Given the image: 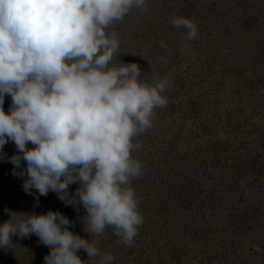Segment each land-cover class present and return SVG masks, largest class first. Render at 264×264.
<instances>
[{"label": "rangeland", "instance_id": "rangeland-1", "mask_svg": "<svg viewBox=\"0 0 264 264\" xmlns=\"http://www.w3.org/2000/svg\"><path fill=\"white\" fill-rule=\"evenodd\" d=\"M177 16L194 21L197 38L188 40L187 30L172 24V18ZM106 32H115L119 39V49L110 66L136 63L141 69L140 82L152 84L154 77L169 81L163 93L167 105L155 109L152 127L133 139L140 146L132 156L144 167L142 175L131 181V187L147 232L138 234L131 247L120 241L112 227L92 236L85 231L86 209L82 205L78 210L73 205L66 206L53 191L46 196L35 188L26 192L23 184L27 164L22 160L20 168H16L11 162L13 155H22L12 140L0 152V225L9 219V212L40 215L58 211L71 222L69 230L95 243L100 253L106 248L105 253L113 255L118 264H136L140 250L143 254L150 241L147 235L161 224L156 234H169L168 240L172 238L184 252L177 264H234L255 257V264H264L260 253L264 248V187H258L262 181L251 183L255 175L250 173L251 158L264 163L263 149L258 155L250 146L252 131L258 132V145L259 133L264 132V0H146L144 9L133 8ZM11 103V96L5 94L6 113ZM26 147L34 145L28 143ZM233 157L244 159L247 167L236 192L242 191L246 197L243 202L259 210L255 217L248 215L245 232L237 230L234 234L225 220L216 218L217 213L212 216L215 211L210 210L209 203L203 208H181L179 200L184 195L176 193L177 183L181 182L175 181L179 179L178 172H184L188 179L183 194L194 191L191 198L195 201L201 195L199 191L216 183ZM170 166H174L175 177L169 188L170 193L175 192L167 195L160 186L161 180L168 179ZM79 187L72 183L69 195ZM234 192L227 189V195L220 194L218 208H226ZM158 198H168L171 204L161 215L156 213ZM241 206V202L236 203L235 210ZM180 226L186 231L178 238L177 231H172ZM196 228L200 229L199 236ZM245 236L255 241L261 238L254 244L258 254L252 255V241ZM12 240L9 247L0 248V264H44V257L51 251L36 234L13 236ZM231 241L236 242V248L228 246ZM170 249L162 253L168 260ZM148 251L143 255L146 258L150 257L146 256ZM77 255L87 264L89 257L83 249ZM98 260L96 257L90 264H98Z\"/></svg>", "mask_w": 264, "mask_h": 264}, {"label": "clouds", "instance_id": "clouds-1", "mask_svg": "<svg viewBox=\"0 0 264 264\" xmlns=\"http://www.w3.org/2000/svg\"><path fill=\"white\" fill-rule=\"evenodd\" d=\"M146 0H0V152L12 140L16 168L27 164L26 192L57 194L65 205L86 209L85 231L95 236L112 227L126 246L133 245L144 217L131 181L144 165L132 152L133 139L152 127L155 109L167 105L169 81L140 82L136 63L110 66L119 49L106 29ZM197 38L193 20L172 18ZM163 46V45H162ZM11 96L9 112L3 108ZM28 143L34 145L26 147ZM21 175L24 174L21 170ZM72 183L80 187L74 195ZM38 199V198H37ZM58 211L26 215L9 212L0 225V248L13 236L36 234L51 251L44 264H113L95 243L69 230Z\"/></svg>", "mask_w": 264, "mask_h": 264}, {"label": "trees", "instance_id": "trees-1", "mask_svg": "<svg viewBox=\"0 0 264 264\" xmlns=\"http://www.w3.org/2000/svg\"><path fill=\"white\" fill-rule=\"evenodd\" d=\"M259 82H262V79L258 80ZM252 115V114H251ZM252 117V116H251ZM250 118V117H249ZM256 128V127H255ZM215 129V128H214ZM206 131V129H205ZM216 131V129H215ZM257 130L252 131V140L251 141V150L255 153H257L258 155H261L262 149L264 151V132L263 133H259V140L260 143L258 145V140L256 141V137H257ZM243 139V138H242ZM253 143H256V145H253ZM242 145L244 146L245 144L242 143ZM199 148V147H198ZM197 148V149H198ZM221 155V154H220ZM264 158V155H261ZM251 169H250V173H253L255 175V177L252 179L251 183L255 184V181H262L261 183H259V186H263L264 187V163H260L258 164V160L255 158H251ZM218 161H220L219 159H217ZM243 160V161H242ZM239 158L236 159L235 157H233V162L227 166V170L225 172H221V174L216 178V183H212L210 184V186H208V189H205L204 191H199L201 192L200 197L196 198V200L194 201L191 197H194V191L189 193L187 192V194H183V192H185L187 190V188H185L186 185V180L188 179L185 175L184 172H182L181 170L178 172V174H180L179 179L178 177L175 179V181H180L181 185L177 183L176 189L178 188L179 190L176 192L178 195H184L182 197H180V206L181 208H185V209H191L194 207V205L199 206L200 208H203L205 206V204L209 203L210 207L212 211H215L214 215H216L215 213H217L216 218H218L220 216V218H222L223 220H225L228 224L227 227H229L230 229L232 228L233 230H230V232H232L233 234L236 233L237 230H240L242 232H245L247 226H246V220L248 218V215L251 214L252 217L257 216V214L259 213L258 210V206L253 205L250 202L244 203L243 200L246 199V197H244V193L242 191L240 192H236L237 189L239 188V184H240V179H242L243 175H246L247 170H246V165L244 162V159ZM244 162V163H242ZM223 163V162H221ZM225 166V163L223 164ZM174 171V166H170L169 167V172H167L166 177L168 178L167 180L165 179L163 182L161 180V188H164L165 190H167V195L173 194L175 191H173L172 193H170L171 188H169V183L171 181L172 178L175 177V172ZM230 173V174H229ZM263 178V179H262ZM209 185V184H208ZM234 190V194L232 199L228 202V204L225 206L226 208H218L219 206V199H220V194L224 195L226 193V190ZM231 198V197H230ZM159 199V198H158ZM167 200V201H166ZM166 200H157V211L156 213H158L159 215H161L163 212L168 211L171 204L169 201V199L167 198ZM195 202H197L195 204ZM241 202L242 206L238 209L235 210V205L236 203ZM243 202V203H242ZM183 209V210H185ZM237 209V208H236ZM141 209H139L140 211ZM223 215H225L226 217H224ZM157 223V222H156ZM156 223L154 225H156ZM159 225V224H158ZM161 228V224L158 226ZM157 227V228H158ZM156 226H154V229L151 230V233H149L147 235L148 239L150 240L148 242V245L145 246V251H148V254L146 255L148 257V255L150 257L146 258L144 257V252L143 254L142 251L140 250L139 255H138V259L136 261V264H177L179 262V259L181 257V255L184 253L182 249L177 248V245H175V241L173 242V239L170 238L168 240V237L170 236L169 234H164L162 236H160L159 234H156L157 231ZM196 234L199 236L200 235V229L196 228ZM219 228H217L218 231ZM223 230L222 228L220 229V231ZM166 231V230H165ZM168 231V230H167ZM177 231L178 234H176L175 236H177L178 238L183 237L184 236V232L186 231V228L180 226L179 228L174 227L173 231ZM219 231V232H220ZM143 232H147L145 231V225L142 224V226L139 227L138 229V234H142ZM159 233V232H158ZM167 233V232H166ZM169 233V232H168ZM221 233V232H220ZM158 235V236H157ZM221 236V234L219 235ZM246 238H248V236H245ZM250 239L252 242L250 243V245H252L253 250H251L252 255L253 254H258L259 250H257V247L254 244H258L261 242V238L259 240V238L257 237V242L255 241L254 238H248ZM161 240H163V242H160ZM255 241V242H253ZM235 241H231L230 244L228 246H234V248H236L235 246ZM100 246V245H99ZM171 248V249H170ZM251 248V247H250ZM167 249H170V260H168L164 254H162L163 252L167 251ZM107 251L106 248L101 250V255L106 254L105 252ZM261 255H262V260L264 263V248L263 251H260ZM162 254V258H160V255ZM151 256H155V258L151 257ZM260 258V259H261ZM96 259V258H95ZM158 261V262H157ZM256 262V257L253 260H248L245 261L243 259V261L240 262H235L234 264H255ZM96 262H93L92 264H95ZM113 264H118L115 260L113 261Z\"/></svg>", "mask_w": 264, "mask_h": 264}]
</instances>
